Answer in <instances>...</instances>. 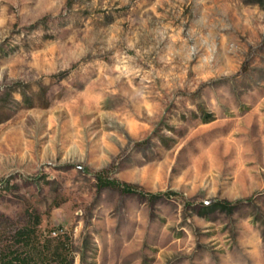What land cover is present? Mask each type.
<instances>
[{
  "label": "rangeland",
  "instance_id": "obj_1",
  "mask_svg": "<svg viewBox=\"0 0 264 264\" xmlns=\"http://www.w3.org/2000/svg\"><path fill=\"white\" fill-rule=\"evenodd\" d=\"M0 252L264 264V0H0Z\"/></svg>",
  "mask_w": 264,
  "mask_h": 264
},
{
  "label": "trees",
  "instance_id": "obj_2",
  "mask_svg": "<svg viewBox=\"0 0 264 264\" xmlns=\"http://www.w3.org/2000/svg\"><path fill=\"white\" fill-rule=\"evenodd\" d=\"M97 178L100 182V185L102 186H110L113 188H116L120 190L123 193L126 194H139L142 196H150L152 199H156L159 196H161V193H155L150 192L146 190H142L138 185L120 180L118 178H111V177H105L104 172L100 171L97 174ZM39 223V220L37 221ZM21 237H25L28 233L25 231H22L20 233ZM41 264H71L70 259L66 255L65 257H62L61 260H55V262H48L47 260L42 259ZM0 264H32V262L29 260L28 255L26 254H19L18 252L15 254H6L3 255L0 252Z\"/></svg>",
  "mask_w": 264,
  "mask_h": 264
}]
</instances>
